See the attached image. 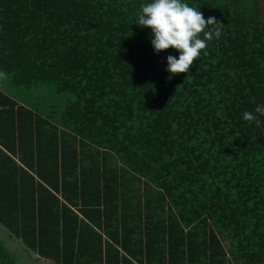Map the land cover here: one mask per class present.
Returning <instances> with one entry per match:
<instances>
[{
	"label": "trees",
	"instance_id": "16d2710c",
	"mask_svg": "<svg viewBox=\"0 0 264 264\" xmlns=\"http://www.w3.org/2000/svg\"><path fill=\"white\" fill-rule=\"evenodd\" d=\"M242 1L184 0L224 27L169 79L179 53L135 23L151 0H0V72L24 95L0 87L11 236L52 264H264V117L243 119L264 20Z\"/></svg>",
	"mask_w": 264,
	"mask_h": 264
},
{
	"label": "clouds",
	"instance_id": "9594fccd",
	"mask_svg": "<svg viewBox=\"0 0 264 264\" xmlns=\"http://www.w3.org/2000/svg\"><path fill=\"white\" fill-rule=\"evenodd\" d=\"M135 23L151 29L155 52L171 48L179 53L178 59L172 55L167 57L169 79L188 73L208 42L218 39L224 27L215 17L205 19L200 10L184 0H151L142 4ZM0 77L6 78V73L0 72ZM261 117H264V104L256 105L253 112L243 113L245 121L255 122L257 126L261 124Z\"/></svg>",
	"mask_w": 264,
	"mask_h": 264
},
{
	"label": "rangeland",
	"instance_id": "374dc122",
	"mask_svg": "<svg viewBox=\"0 0 264 264\" xmlns=\"http://www.w3.org/2000/svg\"><path fill=\"white\" fill-rule=\"evenodd\" d=\"M242 4L246 7L247 12H251L255 4L258 5V12L261 19L264 20V0H243ZM0 87L5 90L15 94L20 93L23 95L21 89L14 87L10 81L9 76L6 74V78L0 77ZM37 97L40 99H47L49 102L54 104L55 109L61 110L67 100V94H57L53 91H48L46 93H36ZM24 97V95H23ZM0 240L9 250L11 256L17 260L16 264H52L48 261L42 260L34 252L27 249L23 243L11 236L9 232L0 224Z\"/></svg>",
	"mask_w": 264,
	"mask_h": 264
},
{
	"label": "crops",
	"instance_id": "0c3cea01",
	"mask_svg": "<svg viewBox=\"0 0 264 264\" xmlns=\"http://www.w3.org/2000/svg\"><path fill=\"white\" fill-rule=\"evenodd\" d=\"M42 260H44V261H48V262H50L48 259H44V258H41ZM51 263V262H50Z\"/></svg>",
	"mask_w": 264,
	"mask_h": 264
}]
</instances>
